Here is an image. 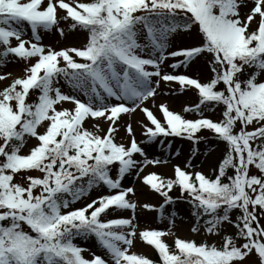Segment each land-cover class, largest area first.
<instances>
[{
	"label": "snow or ice",
	"instance_id": "obj_1",
	"mask_svg": "<svg viewBox=\"0 0 264 264\" xmlns=\"http://www.w3.org/2000/svg\"><path fill=\"white\" fill-rule=\"evenodd\" d=\"M0 264H264V0H0Z\"/></svg>",
	"mask_w": 264,
	"mask_h": 264
},
{
	"label": "rangeland",
	"instance_id": "obj_2",
	"mask_svg": "<svg viewBox=\"0 0 264 264\" xmlns=\"http://www.w3.org/2000/svg\"><path fill=\"white\" fill-rule=\"evenodd\" d=\"M46 38V37H45ZM55 37L54 36H47V39L45 41L46 44H52L53 46L55 45ZM8 71H12L14 75H19L20 74V67L19 66H14V65H9L7 69ZM168 99V103L169 106L171 108H173L174 110L179 111L180 110V105H181V100L176 98V97H170L167 98ZM186 100H188L189 102L191 101V98H184ZM214 118V117H213ZM139 139V137H138ZM207 145L202 146V150H201V157L200 159L196 160V164L200 165V170H203L206 172V174L208 173L210 167L215 163V157H209L207 159L204 158L203 156V151L205 149H207ZM174 148L179 149L180 150V154L181 151L185 150L186 145L183 142H178V141H174ZM158 155H160L159 149L157 148L155 150V156L157 157ZM183 155V154H182ZM186 157H181L179 160L178 164H181L183 162H185ZM148 170H155V171H160V169L156 168V169H151L149 168ZM142 191V189L138 188L137 192L138 194ZM139 199L144 200L145 197L143 196H139ZM149 202L151 203H157L156 200H150ZM176 208L179 210V218L176 220V226L172 229V231L176 234V235H181L182 238H192L190 232H189V228H190V224H191V220L188 216V212H187V205L178 203L176 205ZM147 213H145V217H146ZM139 217V213H137V218ZM166 223V222H165ZM165 223H158L153 214H149L147 218H144L143 220H139V227L140 228H165ZM165 239H172V236H168V237H164ZM78 243H80L78 241ZM88 247H93V242L89 241L87 243ZM131 251L135 252L136 254H141L142 253H146L148 254L150 252L149 249H146V247L144 245H142V243H140L139 240L136 241L135 245L133 246V248L131 249Z\"/></svg>",
	"mask_w": 264,
	"mask_h": 264
},
{
	"label": "trees",
	"instance_id": "obj_3",
	"mask_svg": "<svg viewBox=\"0 0 264 264\" xmlns=\"http://www.w3.org/2000/svg\"><path fill=\"white\" fill-rule=\"evenodd\" d=\"M175 194H177L176 192H174Z\"/></svg>",
	"mask_w": 264,
	"mask_h": 264
}]
</instances>
